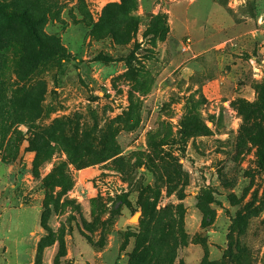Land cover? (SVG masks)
Listing matches in <instances>:
<instances>
[{"label": "rangeland", "instance_id": "rangeland-1", "mask_svg": "<svg viewBox=\"0 0 264 264\" xmlns=\"http://www.w3.org/2000/svg\"><path fill=\"white\" fill-rule=\"evenodd\" d=\"M0 264H264V0H0Z\"/></svg>", "mask_w": 264, "mask_h": 264}, {"label": "trees", "instance_id": "trees-1", "mask_svg": "<svg viewBox=\"0 0 264 264\" xmlns=\"http://www.w3.org/2000/svg\"><path fill=\"white\" fill-rule=\"evenodd\" d=\"M24 24H25V26H26V28H27V32H28V34L31 36V38H34L36 41H39V38H38V36H37V34H36V32H35V30H34V28H33V25H32V23L29 21V20H24ZM40 47L41 48H47L45 45H40ZM246 106H254V105H246ZM256 106V105H255ZM193 120H194V122L196 123L197 121H198V118H197V116H194V118H193ZM195 130H205L206 131V133H208V129H204V128H201L198 124H197V126L195 127ZM41 145H44V143L43 144H41ZM66 179H67V177H66V175L65 174H61L60 175V180H62L61 182H59L58 184H57V186H59V187H63V182H65L66 181ZM43 184H44V186L46 187V188H48L51 184H52V181H51V179H50V177L49 176H47L44 180H43ZM49 238V237H48ZM46 245H49V243H51V241H50V239H47L46 238ZM44 244V245H45Z\"/></svg>", "mask_w": 264, "mask_h": 264}, {"label": "built area", "instance_id": "built-area-1", "mask_svg": "<svg viewBox=\"0 0 264 264\" xmlns=\"http://www.w3.org/2000/svg\"><path fill=\"white\" fill-rule=\"evenodd\" d=\"M184 50H186V48H183Z\"/></svg>", "mask_w": 264, "mask_h": 264}]
</instances>
